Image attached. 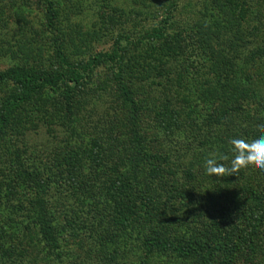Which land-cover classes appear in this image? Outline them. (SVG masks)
I'll return each instance as SVG.
<instances>
[{
    "label": "trees",
    "instance_id": "1",
    "mask_svg": "<svg viewBox=\"0 0 264 264\" xmlns=\"http://www.w3.org/2000/svg\"><path fill=\"white\" fill-rule=\"evenodd\" d=\"M261 124L264 0H0V264H264Z\"/></svg>",
    "mask_w": 264,
    "mask_h": 264
},
{
    "label": "clouds",
    "instance_id": "2",
    "mask_svg": "<svg viewBox=\"0 0 264 264\" xmlns=\"http://www.w3.org/2000/svg\"><path fill=\"white\" fill-rule=\"evenodd\" d=\"M264 128V124L260 125ZM231 160L229 157L209 154L203 161L205 173L212 177L222 178L225 175L231 176L241 168L255 165L264 171V132H260L251 138H234L231 140Z\"/></svg>",
    "mask_w": 264,
    "mask_h": 264
},
{
    "label": "rangeland",
    "instance_id": "3",
    "mask_svg": "<svg viewBox=\"0 0 264 264\" xmlns=\"http://www.w3.org/2000/svg\"><path fill=\"white\" fill-rule=\"evenodd\" d=\"M36 140H37L36 136L32 138V141L33 142L36 141Z\"/></svg>",
    "mask_w": 264,
    "mask_h": 264
}]
</instances>
